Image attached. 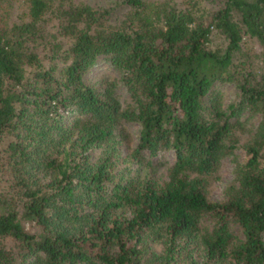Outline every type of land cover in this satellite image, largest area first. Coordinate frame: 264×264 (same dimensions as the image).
Returning a JSON list of instances; mask_svg holds the SVG:
<instances>
[{"label": "trees", "instance_id": "16d2710c", "mask_svg": "<svg viewBox=\"0 0 264 264\" xmlns=\"http://www.w3.org/2000/svg\"><path fill=\"white\" fill-rule=\"evenodd\" d=\"M0 264H264V0H0Z\"/></svg>", "mask_w": 264, "mask_h": 264}, {"label": "rangeland", "instance_id": "374dc122", "mask_svg": "<svg viewBox=\"0 0 264 264\" xmlns=\"http://www.w3.org/2000/svg\"><path fill=\"white\" fill-rule=\"evenodd\" d=\"M90 4L97 5L102 4L107 0H84ZM19 2V1H16ZM248 43L252 44L253 49L258 48L257 44L253 43L252 41H248ZM97 73H108L114 74L115 70L112 68L107 67L105 64H100L97 67H94L91 71V74ZM218 89L223 92V103L225 104L234 94V86L230 83H220L217 85ZM256 120V118H254ZM121 127L124 128L125 137L123 142L120 144V149L122 153H126L127 150L135 144L136 136L138 132V125L134 121H123L121 123ZM246 133L239 134V142H242L245 138ZM235 154L238 158L242 157V148L237 146L235 148ZM157 157L164 158L167 163L171 162L174 157V153L172 150H165L157 154ZM164 166H160L157 171V174L164 173ZM232 176V162L230 160V156L224 157L220 160L216 171L208 176L206 181V190L207 195L212 199H218L222 196V188L225 182H227Z\"/></svg>", "mask_w": 264, "mask_h": 264}]
</instances>
